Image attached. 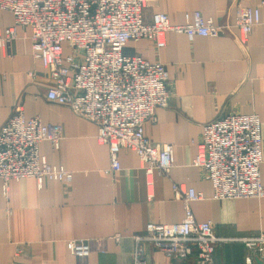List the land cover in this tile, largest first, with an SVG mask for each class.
<instances>
[{
    "label": "crops",
    "instance_id": "obj_1",
    "mask_svg": "<svg viewBox=\"0 0 264 264\" xmlns=\"http://www.w3.org/2000/svg\"><path fill=\"white\" fill-rule=\"evenodd\" d=\"M238 5L258 8L261 23L246 41L236 26ZM201 11L220 24L219 35L170 31L165 47L142 39L129 42L124 53L159 61L169 72V106L158 108L145 124L153 142L174 145V164L168 175L155 171L149 189L138 154L121 149V169L111 170L107 144L98 141V127L69 107L47 98L50 78L35 56L30 28L18 26L9 48H0V128L21 106L25 118L59 124V149L40 144L48 163L65 167L71 183L36 178L11 180L7 190L0 179V264H135V236L149 223H177L186 204L173 185L194 188L202 197L189 203L198 221H211L219 238L216 263L243 260L249 250L239 239L264 233V197L217 199L213 183L193 164L203 125L230 114H256L261 121L264 185V0H148L146 21L166 13L172 24L186 22V13ZM15 25L11 11L0 10V34ZM68 54V49H65ZM70 240H88L87 257L71 253ZM146 264H198L196 251L172 256L150 243L141 245Z\"/></svg>",
    "mask_w": 264,
    "mask_h": 264
},
{
    "label": "built area",
    "instance_id": "obj_2",
    "mask_svg": "<svg viewBox=\"0 0 264 264\" xmlns=\"http://www.w3.org/2000/svg\"><path fill=\"white\" fill-rule=\"evenodd\" d=\"M148 0H0V10L14 14L15 25L0 34V48H9L18 26L30 28L35 56L46 68L50 86L47 98L65 105L98 127V141L107 144L111 170L121 169L119 152L135 151L145 169L147 185L153 186L155 171L168 175L174 164V145L153 142L145 124L153 121L158 108L169 106V72L163 63L149 61L124 49L129 42L147 39L165 47L170 31L196 35H219L223 27L201 11L186 13V22L172 24L164 12L146 21ZM261 23L258 8L238 5L236 26L246 41ZM68 49V54L65 53ZM63 129L44 124L39 117L26 119L23 108L0 128V179L5 190L11 180L36 178L71 183L65 167L47 162L40 144L48 141L59 149ZM261 121L256 114H230L203 125L193 164L212 181L217 199L264 197L260 180L263 161ZM174 195L186 204L184 218L177 223H149L136 235L135 264H146L141 245L150 243L174 257L196 251L198 264H264V233L239 239L249 254L234 263H216L217 245L226 239L216 236L211 221H198L189 203L201 193L184 184L173 185ZM72 254L87 257L93 251L88 240H70Z\"/></svg>",
    "mask_w": 264,
    "mask_h": 264
},
{
    "label": "rangeland",
    "instance_id": "obj_3",
    "mask_svg": "<svg viewBox=\"0 0 264 264\" xmlns=\"http://www.w3.org/2000/svg\"><path fill=\"white\" fill-rule=\"evenodd\" d=\"M168 84H169V81H168Z\"/></svg>",
    "mask_w": 264,
    "mask_h": 264
}]
</instances>
